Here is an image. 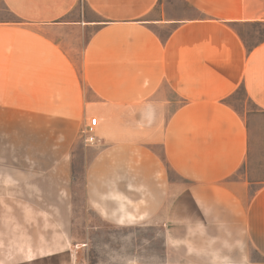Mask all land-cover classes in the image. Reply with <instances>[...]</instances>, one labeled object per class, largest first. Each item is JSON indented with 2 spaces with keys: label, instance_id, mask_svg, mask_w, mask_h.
I'll return each instance as SVG.
<instances>
[{
  "label": "crops",
  "instance_id": "obj_1",
  "mask_svg": "<svg viewBox=\"0 0 264 264\" xmlns=\"http://www.w3.org/2000/svg\"><path fill=\"white\" fill-rule=\"evenodd\" d=\"M178 1L164 17V0H0V118L56 121L65 157L95 119L83 186L103 221L171 233L183 219L220 254L241 240L264 257V180L238 176L251 115L229 105L241 89L264 116V0Z\"/></svg>",
  "mask_w": 264,
  "mask_h": 264
},
{
  "label": "rangeland",
  "instance_id": "obj_2",
  "mask_svg": "<svg viewBox=\"0 0 264 264\" xmlns=\"http://www.w3.org/2000/svg\"><path fill=\"white\" fill-rule=\"evenodd\" d=\"M164 2V17L171 9H183L178 0ZM168 4L173 7L169 9ZM156 11L142 21L157 19L158 8ZM91 34L79 41L81 48ZM247 34V44H254L262 29L254 27ZM229 105L242 117L251 115L247 171L240 170L238 176L264 180V116L253 114L254 108L245 103L241 89ZM2 115L0 264H264V257L241 240L225 241L232 247L222 254L232 262H214L222 256L216 233H203L204 240L191 239L192 234L183 230V219L176 221L178 230L171 233L157 226L124 227L103 221L84 195L86 166L102 147L94 133V142H88L91 133L87 125L75 134L76 142L65 157L57 149L56 121L19 119L16 113L9 114L13 118ZM64 159L68 162L65 168L60 167ZM196 235L200 237V233Z\"/></svg>",
  "mask_w": 264,
  "mask_h": 264
},
{
  "label": "built area",
  "instance_id": "obj_3",
  "mask_svg": "<svg viewBox=\"0 0 264 264\" xmlns=\"http://www.w3.org/2000/svg\"><path fill=\"white\" fill-rule=\"evenodd\" d=\"M95 124H96V120L95 119L90 120L89 127H88V132L91 133L90 134L91 137L88 139V142H94L95 138L92 136V130L95 127Z\"/></svg>",
  "mask_w": 264,
  "mask_h": 264
}]
</instances>
